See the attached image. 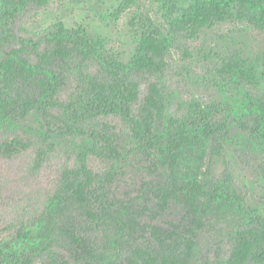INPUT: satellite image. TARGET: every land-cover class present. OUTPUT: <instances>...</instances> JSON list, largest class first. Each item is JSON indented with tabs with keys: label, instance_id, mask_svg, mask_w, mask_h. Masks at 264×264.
<instances>
[{
	"label": "trees",
	"instance_id": "obj_1",
	"mask_svg": "<svg viewBox=\"0 0 264 264\" xmlns=\"http://www.w3.org/2000/svg\"><path fill=\"white\" fill-rule=\"evenodd\" d=\"M48 3L0 0V130H18L34 115L45 122L4 137L0 155L32 150L36 172L60 138L82 141L42 209L0 239V264H194L199 239L216 228L230 238L224 264H264V209L247 203L228 169L213 171L232 130L255 142L264 166V71L222 61L221 101L177 117L168 113L161 82L177 34L192 39L229 21L264 31V0H160L159 24L142 14L130 19L137 43L127 62L81 26L20 24ZM131 4L122 0L112 16ZM89 119L94 124L84 126ZM132 160L146 177L124 190Z\"/></svg>",
	"mask_w": 264,
	"mask_h": 264
},
{
	"label": "rangeland",
	"instance_id": "obj_2",
	"mask_svg": "<svg viewBox=\"0 0 264 264\" xmlns=\"http://www.w3.org/2000/svg\"><path fill=\"white\" fill-rule=\"evenodd\" d=\"M131 1L129 8L114 18L112 13L122 0H49L46 8L31 10L20 19V24L30 30L44 29L56 21L63 22L67 28L81 26L90 37L104 39L107 47L121 61L127 62L137 43V34L129 25L130 19L142 14L159 24L161 14L160 0ZM192 1L180 0L183 5ZM233 59L247 61L259 74L262 73L264 31L245 22L229 21L203 30L196 38L188 39L177 34L167 56L166 75L161 80L166 90L169 115L177 117L193 105L220 102L222 97L216 66ZM148 81V77L138 79L142 92ZM224 87L229 93L230 87ZM63 100L67 101V97L63 96ZM52 113L67 119L61 109L56 108ZM41 122L43 120L34 115L18 130L11 133L0 130V142L8 135H24L27 126H36ZM83 124L92 126L94 121L85 120ZM231 137L227 153L213 161L214 175L219 176L228 169L234 183L246 194L247 203L264 209V166H261L260 154L252 152L255 142L236 130H232ZM81 141L77 137L60 138L36 172L33 171L35 156L32 150L12 159L0 155V239L42 209L60 171L75 165V146ZM90 165L96 168L98 162L90 159ZM145 177L141 165L132 160L124 172L121 186L124 190L134 189ZM229 245L227 231H222V228L207 230L198 241L194 264H224Z\"/></svg>",
	"mask_w": 264,
	"mask_h": 264
}]
</instances>
